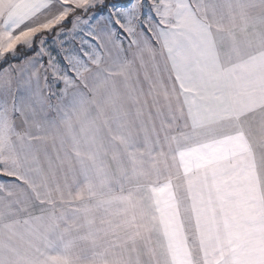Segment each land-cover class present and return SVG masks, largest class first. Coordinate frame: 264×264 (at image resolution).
I'll use <instances>...</instances> for the list:
<instances>
[{
	"label": "snow or ice",
	"instance_id": "obj_1",
	"mask_svg": "<svg viewBox=\"0 0 264 264\" xmlns=\"http://www.w3.org/2000/svg\"><path fill=\"white\" fill-rule=\"evenodd\" d=\"M0 264H264V0H0Z\"/></svg>",
	"mask_w": 264,
	"mask_h": 264
}]
</instances>
